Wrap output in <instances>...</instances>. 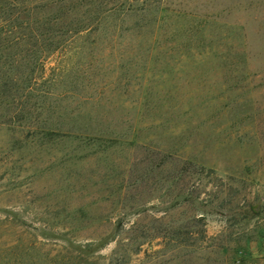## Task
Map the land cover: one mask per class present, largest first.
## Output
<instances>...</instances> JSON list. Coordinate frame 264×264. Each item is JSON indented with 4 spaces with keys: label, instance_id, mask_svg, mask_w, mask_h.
Returning <instances> with one entry per match:
<instances>
[{
    "label": "rangeland",
    "instance_id": "1",
    "mask_svg": "<svg viewBox=\"0 0 264 264\" xmlns=\"http://www.w3.org/2000/svg\"><path fill=\"white\" fill-rule=\"evenodd\" d=\"M94 1L74 95L0 125V264H264V0Z\"/></svg>",
    "mask_w": 264,
    "mask_h": 264
},
{
    "label": "trees",
    "instance_id": "2",
    "mask_svg": "<svg viewBox=\"0 0 264 264\" xmlns=\"http://www.w3.org/2000/svg\"><path fill=\"white\" fill-rule=\"evenodd\" d=\"M96 2L98 1L0 0V125H11L17 120H24L25 107L33 98L44 103L54 98L67 101L70 95H74L73 88L65 89L58 95L53 92L54 88L56 90L69 82L77 84L79 81L76 69L80 64L77 61L69 64L65 60L52 69L58 71L57 77L45 81L48 87L43 95L34 97V92L38 90L49 58H63L67 53H73L81 62L88 38L98 31L104 32L103 21L119 11L115 7L106 11L100 5L94 10L90 9L89 6ZM98 4L102 3L99 1ZM145 4L140 9L122 13L124 17L145 14L149 11ZM79 40L84 41L77 45ZM89 44L95 46L96 39ZM94 49L90 47L89 53ZM52 106L53 104L48 105ZM55 108L49 112L50 116L55 114ZM47 126L46 124L43 128L50 129ZM83 130L88 129L85 127Z\"/></svg>",
    "mask_w": 264,
    "mask_h": 264
}]
</instances>
